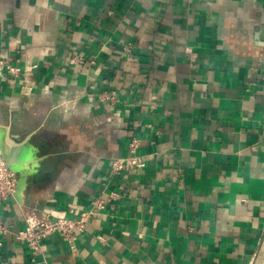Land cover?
<instances>
[{
    "label": "crops",
    "instance_id": "crops-1",
    "mask_svg": "<svg viewBox=\"0 0 264 264\" xmlns=\"http://www.w3.org/2000/svg\"><path fill=\"white\" fill-rule=\"evenodd\" d=\"M0 58L21 69L0 129L26 144L0 264H30L25 215L96 199L36 264H264V0H0ZM134 139L143 165L113 174Z\"/></svg>",
    "mask_w": 264,
    "mask_h": 264
},
{
    "label": "built area",
    "instance_id": "built-area-1",
    "mask_svg": "<svg viewBox=\"0 0 264 264\" xmlns=\"http://www.w3.org/2000/svg\"><path fill=\"white\" fill-rule=\"evenodd\" d=\"M83 57L73 52L71 62L75 63L82 60ZM7 69L16 76L21 74V69L12 65L7 59L0 58V70ZM104 100L114 103V97L110 94H101ZM138 140L134 139L129 144L131 155L127 158L115 159L112 163V172L115 175L121 174L126 167H141L143 158L136 155ZM19 174L11 168L7 160L0 152V205L17 189ZM105 208V201L101 199L93 200L91 207L81 211L75 218L60 217L52 218L49 214L36 215L35 213L24 216L25 228L18 231L15 236L21 242H24L30 252V264H36L37 260L43 254V246L46 239L58 233L62 236L71 248L75 249L78 236L84 232L90 223L92 215ZM10 233L8 226L0 216V237Z\"/></svg>",
    "mask_w": 264,
    "mask_h": 264
},
{
    "label": "water",
    "instance_id": "water-1",
    "mask_svg": "<svg viewBox=\"0 0 264 264\" xmlns=\"http://www.w3.org/2000/svg\"><path fill=\"white\" fill-rule=\"evenodd\" d=\"M23 144L24 142H18L15 136L0 129V152L13 169L20 167L18 166L21 162L20 155L26 150V144L24 146Z\"/></svg>",
    "mask_w": 264,
    "mask_h": 264
}]
</instances>
